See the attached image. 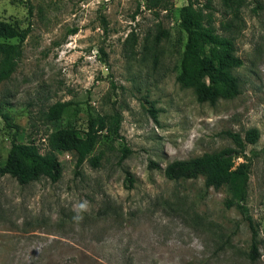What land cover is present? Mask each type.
Instances as JSON below:
<instances>
[{
  "label": "rangeland",
  "instance_id": "374dc122",
  "mask_svg": "<svg viewBox=\"0 0 264 264\" xmlns=\"http://www.w3.org/2000/svg\"><path fill=\"white\" fill-rule=\"evenodd\" d=\"M186 1L168 0L169 11L155 14L140 0H0V21L31 27L0 85V105L24 142L46 152L56 129L82 132L97 114L120 119V138L102 132L90 154L100 155L97 166L85 161L77 170L67 151L57 154L58 181L20 185L0 175V264H264V0H245L236 14L211 0L214 25L242 60L233 70L238 95L214 104L197 102L175 79ZM56 102L68 105L49 120ZM251 128L259 132L245 146L254 261L247 223L224 205L226 188H206L202 177L170 180L162 171L173 160L234 147L227 132L244 136ZM12 132L0 117V166Z\"/></svg>",
  "mask_w": 264,
  "mask_h": 264
},
{
  "label": "trees",
  "instance_id": "16d2710c",
  "mask_svg": "<svg viewBox=\"0 0 264 264\" xmlns=\"http://www.w3.org/2000/svg\"><path fill=\"white\" fill-rule=\"evenodd\" d=\"M144 9L157 14L168 12V0H140ZM245 0H219L231 14H236ZM140 5V4H139ZM31 12V10H30ZM180 27L186 40L179 61L176 82L185 88H191L197 102L214 104L219 99H231L239 93V81L233 70L242 65L236 54L234 40L220 33L214 25L215 17L211 0L200 4L198 0H187L179 10ZM106 30V20L101 19ZM228 25V24H227ZM31 31L30 25L24 28L15 23L0 21V85L8 80L16 69L23 53V42ZM75 29L72 30V33ZM160 35L166 32L159 31ZM11 39L16 41L11 42ZM158 39V35L156 36ZM101 53L106 57L105 52ZM67 102H56L48 108L46 117L53 120L67 107ZM153 116L155 111L151 110ZM0 117L13 129L12 139L4 163L0 166V175H9L18 184L24 185L42 177L58 181L62 175V165L57 157L60 152H74L75 166L78 170L85 161L97 166L100 155L90 156L100 140L102 132L120 138V119L116 116L109 120L107 116L97 114L89 116L85 129L65 127L50 132L46 138L48 150L41 152L33 142H24V133L12 122L10 114L0 105ZM82 134V135H80ZM234 147H225L217 151L206 152L200 156L173 160L163 168V174L170 180H188L202 177L206 188H226L228 195L224 200L227 208L235 207L250 231L248 258L254 261L258 257L259 242L252 217L246 205L247 185L251 169V160L245 154L246 144H254L259 138L256 128L248 129L244 136L236 132H227ZM129 152L124 147L120 159ZM261 152L264 155V148ZM241 158V161H237ZM150 167L159 166L155 162ZM126 181L131 184L133 178L127 173Z\"/></svg>",
  "mask_w": 264,
  "mask_h": 264
}]
</instances>
